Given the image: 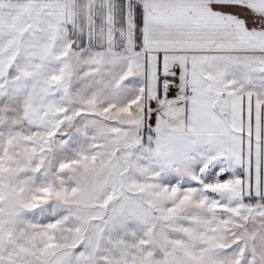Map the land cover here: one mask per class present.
<instances>
[{
	"label": "snow or ice",
	"instance_id": "6c2138e0",
	"mask_svg": "<svg viewBox=\"0 0 264 264\" xmlns=\"http://www.w3.org/2000/svg\"><path fill=\"white\" fill-rule=\"evenodd\" d=\"M0 264H264V0H0Z\"/></svg>",
	"mask_w": 264,
	"mask_h": 264
}]
</instances>
